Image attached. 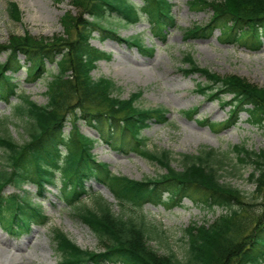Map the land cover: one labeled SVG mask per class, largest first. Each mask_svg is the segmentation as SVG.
Segmentation results:
<instances>
[{
  "label": "trees",
  "instance_id": "obj_1",
  "mask_svg": "<svg viewBox=\"0 0 264 264\" xmlns=\"http://www.w3.org/2000/svg\"><path fill=\"white\" fill-rule=\"evenodd\" d=\"M62 2L64 0H56ZM77 13L67 11L62 17L64 33L53 37L11 34L9 42L0 43V98L12 106V112L28 134L19 142L10 132L6 120L0 119V223L9 233L20 235L34 224H45L47 216L42 207L30 202L24 194H3L11 184L22 189L35 183L42 192L47 182L55 184L56 171L61 172L60 197L71 208V215L88 225L96 235L99 247L83 248L61 229H54V240L60 254L59 264H264V148L259 151L237 144L233 151L239 164L251 165L249 175L255 184L253 196H263L261 208L252 212L254 204L245 200L246 194L231 183L221 181L226 152L202 148L197 154H182V169L172 166V152L154 151L148 147L143 130L150 121L167 122L164 107L143 108L136 104L141 92L121 98V89L109 77L95 78L92 71L97 62L110 55L92 45L91 39L99 29L103 36H115V29L101 22L106 15L120 21L136 23L141 11L147 13L154 35L165 38L175 25L170 0H143L140 7L131 0H71ZM192 9L211 11L204 24L193 23L184 28L186 39L209 38L220 29L221 40L259 49L264 36V0H188ZM10 15L20 19L15 2L9 4ZM117 38V37H116ZM119 38V37H118ZM121 39V38H119ZM142 47L137 38L121 39ZM21 55L25 56L22 63ZM186 74L199 73L206 82L197 89L211 97L233 93V115L245 110L249 122L264 129V87L236 74L220 76L207 67H200L193 56L184 57ZM48 64H56L57 72L47 82L48 102L39 104L30 95H17V74L23 68L27 81L43 78ZM67 121L74 126V135L65 134ZM84 121L97 129L99 138L79 132L77 122ZM221 129L230 126L210 122ZM203 121V123H206ZM68 138V139H67ZM67 140V141H65ZM99 140L117 144L122 150L131 149L164 168L156 177L142 180L117 175L108 163L97 162L93 148ZM68 147L65 156L60 144ZM94 179L107 185L122 205L131 203L141 208L147 201L164 202L163 192L171 190L170 200L192 196L191 191H203V202L224 211L211 223H191L185 229L187 257L176 252L160 253L151 241L160 239L162 230L149 223L144 215L125 217L115 213L110 203L97 196L93 206L83 202L90 193L85 182ZM254 200V199H253ZM251 210V211H250Z\"/></svg>",
  "mask_w": 264,
  "mask_h": 264
},
{
  "label": "rangeland",
  "instance_id": "obj_2",
  "mask_svg": "<svg viewBox=\"0 0 264 264\" xmlns=\"http://www.w3.org/2000/svg\"><path fill=\"white\" fill-rule=\"evenodd\" d=\"M14 1L20 6L19 20H15L9 13V4ZM131 1L142 3V0ZM171 1L174 4L173 13L177 25L169 29L164 40L152 35L151 23L145 13L142 14L141 21L135 24L119 22L115 16L106 15L101 21L104 26H112L117 32L116 35L122 38L138 37L144 47L153 48V53L115 37H103L97 29L91 42L110 57H104L97 62L93 76L113 79L121 87L117 95L122 98L141 92L142 95L136 102L141 107H164L168 110V121H153L143 130V135L148 138L147 144L151 150L171 151V164L177 169H182V154H197L200 149L211 147L226 152L221 181L231 183L242 190L247 195L245 200L254 204L252 212L255 213V210L261 208L263 196H253L256 186L249 179L253 167L239 164L233 147L244 144L259 151L264 148V129L249 123L247 111L239 112L234 118L235 124L232 123L227 128L212 127L206 119L210 122L231 119L232 95L227 94L219 98L211 97L209 91H198L196 85L206 82V78L201 74L186 75L181 69L188 67L184 56L190 53L200 67H207L220 76L236 74L246 77L264 87V37L263 45L259 49L221 41L218 39L219 30L208 39L186 40L184 28L192 26L194 22H207L210 13L190 9L188 0ZM70 9L77 12L69 0H0V42H8L11 34H24L25 31L35 37L63 34L65 29L62 17ZM5 59V54L0 55V62ZM48 69L50 70L45 77L36 82H27L25 71L19 73L16 80L19 82L20 92L29 94L40 104H46L47 82L52 74L57 72V67L55 64H49ZM14 101H17V98H14ZM188 111L190 112L187 113ZM6 118L8 129L19 142L28 139L29 136L19 120L12 116L10 106L0 100V119ZM77 125L83 135L98 137L97 131L87 123L78 122ZM1 129L0 125V132ZM71 130L72 125L68 123L65 131L68 134ZM63 150L65 152V148ZM93 152L98 161L107 162L117 175L142 180L146 177H156L165 171L157 162L131 149L118 150L103 141L96 144ZM87 184L92 187L93 192L112 203L117 214H124L126 217L143 214L149 223L163 231L161 238L152 240L151 245L160 253L176 252L181 259L187 257L185 229L192 222L211 223L224 211L223 207L211 208L206 205L201 190L191 191L189 193L192 196L176 202L170 200L172 191L165 190V203L147 201L139 209L129 204L122 206L102 183L90 180ZM60 185L59 181L57 186L48 185L45 195L39 194L32 184L26 186L31 201L43 205L51 217V222L47 226H34L31 232L21 237L10 236L0 228V264H58L59 256L53 232L55 228L66 232L83 247L95 249L98 246V240L91 230L73 218L69 208L57 197ZM5 192L10 194L18 190L7 186ZM85 202L93 205L94 196L86 197Z\"/></svg>",
  "mask_w": 264,
  "mask_h": 264
}]
</instances>
